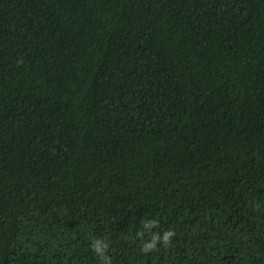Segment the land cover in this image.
Wrapping results in <instances>:
<instances>
[{"label": "trees", "instance_id": "1", "mask_svg": "<svg viewBox=\"0 0 264 264\" xmlns=\"http://www.w3.org/2000/svg\"><path fill=\"white\" fill-rule=\"evenodd\" d=\"M0 264H264V0H0Z\"/></svg>", "mask_w": 264, "mask_h": 264}, {"label": "clouds", "instance_id": "2", "mask_svg": "<svg viewBox=\"0 0 264 264\" xmlns=\"http://www.w3.org/2000/svg\"><path fill=\"white\" fill-rule=\"evenodd\" d=\"M174 236V232L172 231H166L163 234V238H162V242L164 245H167L170 243L171 237ZM161 238L157 235L153 237V240L151 243L146 244L143 248V251L145 252H149L154 250L157 247V242L160 241ZM93 250L98 254V255H102V249L99 247V244L97 243L96 245L92 246Z\"/></svg>", "mask_w": 264, "mask_h": 264}]
</instances>
